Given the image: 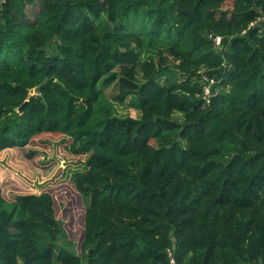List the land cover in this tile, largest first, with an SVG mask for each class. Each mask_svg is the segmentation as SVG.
<instances>
[{"label":"trees","instance_id":"obj_1","mask_svg":"<svg viewBox=\"0 0 264 264\" xmlns=\"http://www.w3.org/2000/svg\"><path fill=\"white\" fill-rule=\"evenodd\" d=\"M227 1L0 4V152L68 138L96 221L76 253L49 193L0 190V264H264V0Z\"/></svg>","mask_w":264,"mask_h":264},{"label":"rangeland","instance_id":"obj_2","mask_svg":"<svg viewBox=\"0 0 264 264\" xmlns=\"http://www.w3.org/2000/svg\"><path fill=\"white\" fill-rule=\"evenodd\" d=\"M232 1L222 9L232 11ZM116 88L105 89L108 98L115 95ZM118 115L136 117V112L126 104L116 106ZM68 138L58 134H40L25 149H7L0 152V190L6 201L15 196L49 193L54 200L56 219L65 231L64 243L79 253L85 241V233L96 225L88 220L85 206L74 190L72 176L84 170L85 157L68 153Z\"/></svg>","mask_w":264,"mask_h":264},{"label":"built area","instance_id":"obj_3","mask_svg":"<svg viewBox=\"0 0 264 264\" xmlns=\"http://www.w3.org/2000/svg\"><path fill=\"white\" fill-rule=\"evenodd\" d=\"M5 0H0V4L3 3ZM264 21V20H263ZM212 40L216 47H220L222 44V38L221 37H212ZM199 82L202 86V100L209 104L211 98L216 94L213 91V87L217 84V80L214 77H211L205 73L201 74V77L199 78ZM170 255V253H169ZM170 263L174 264V259L171 257Z\"/></svg>","mask_w":264,"mask_h":264},{"label":"water","instance_id":"obj_4","mask_svg":"<svg viewBox=\"0 0 264 264\" xmlns=\"http://www.w3.org/2000/svg\"><path fill=\"white\" fill-rule=\"evenodd\" d=\"M47 83V81H45L40 87H38L37 89L31 91L30 95H39L40 94V89L41 87H43L45 84ZM23 107L24 105H22L19 109H16L15 112L18 114V113H21V111L23 110Z\"/></svg>","mask_w":264,"mask_h":264}]
</instances>
